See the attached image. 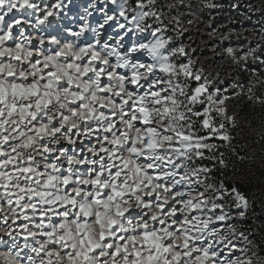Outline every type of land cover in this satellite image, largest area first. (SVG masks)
<instances>
[{"label":"snow or ice","instance_id":"snow-or-ice-1","mask_svg":"<svg viewBox=\"0 0 264 264\" xmlns=\"http://www.w3.org/2000/svg\"><path fill=\"white\" fill-rule=\"evenodd\" d=\"M108 3L63 40L41 27L63 0H0V264H264L236 226L252 202L225 179L247 160L228 102L264 106V67L245 63L264 66V42L225 49L251 78L220 87L176 45L192 3ZM14 10L42 34L5 24Z\"/></svg>","mask_w":264,"mask_h":264},{"label":"rangeland","instance_id":"rangeland-1","mask_svg":"<svg viewBox=\"0 0 264 264\" xmlns=\"http://www.w3.org/2000/svg\"><path fill=\"white\" fill-rule=\"evenodd\" d=\"M35 2L44 7L45 4L55 3V0H35ZM63 2L65 6L58 10L59 15L49 17L51 24L41 26L46 30L43 34L57 35L66 40L70 38V34L65 30L69 28L73 31L78 30L84 22L81 17L95 27L103 22L104 16V12L97 9L103 7L108 14H112L115 10V6L108 3V0H63ZM164 2L175 3L176 0H164ZM187 2L192 3L193 6L181 9L179 30L183 35L177 39L176 45L183 44L192 58L197 61V67L203 68L210 79L216 77L217 80H223L224 83L220 87H228L229 82L237 78L236 70L240 66L226 55L225 49L231 46L238 55H243V51L255 47L256 42H264V14L259 10L264 9V0H187ZM205 4H214L216 7L205 8ZM85 8H88L87 13L84 11ZM176 15L177 12L172 11L166 17L165 23ZM22 17L31 20V24H22L27 35L42 34L35 28L34 16L15 10L6 17L5 24L11 23L14 18ZM104 31L105 39L110 35L114 38L117 35L115 24L106 25L103 33ZM167 35L176 36L174 25L170 26ZM224 36H228L229 39L222 42L221 38ZM192 49H195V52H192ZM257 54L264 57V51L258 49ZM245 63L248 68L253 64L251 61ZM191 86L195 87V82H192ZM228 107L229 112L237 116L238 132H234V135L242 142L247 160L237 165V170L230 173L226 180L245 182L250 190L248 199L252 202L246 218L237 221L236 226L252 233L250 238L254 243L264 242V142L260 137L261 131L256 119L264 106L248 101L244 97H237L236 102H228ZM2 228L0 222V230ZM261 247L264 248V243H261ZM261 255H264V251Z\"/></svg>","mask_w":264,"mask_h":264},{"label":"trees","instance_id":"trees-1","mask_svg":"<svg viewBox=\"0 0 264 264\" xmlns=\"http://www.w3.org/2000/svg\"><path fill=\"white\" fill-rule=\"evenodd\" d=\"M252 68H256L258 71L261 69L260 66L258 65V63H253V64L249 65V69H252ZM236 73H237V77H239V79L242 82H244L245 86H247V82L251 78V72L250 71H242L241 68L239 67L236 70ZM259 75L264 76V71H259ZM261 91H264V85H262L259 89L256 90L257 95H259L261 93ZM256 119L258 121L257 125H258V127H259V129L261 131L260 132L261 133L260 137H261L262 141L264 142V138H262V136H264V108L261 111H259V113L257 114V118ZM236 140H237V138H236ZM242 145L243 144L241 142L240 147L244 149V147ZM232 172L233 171H229L227 173V175L225 176V179ZM227 181L230 182V183H234L237 186L239 191L243 192L247 197L249 196L250 190H249V188H248V186H247V184L245 182H243L241 180L240 181H236L235 180L234 182L229 181V180H227Z\"/></svg>","mask_w":264,"mask_h":264},{"label":"bare ground","instance_id":"bare-ground-1","mask_svg":"<svg viewBox=\"0 0 264 264\" xmlns=\"http://www.w3.org/2000/svg\"><path fill=\"white\" fill-rule=\"evenodd\" d=\"M52 19H53V18H52ZM50 21H51V20H50ZM106 30H107V29H106ZM106 30H105V31H106ZM105 31H104V33H103V34H104V36H105V33H106ZM104 36H103V37H104ZM104 39H105V38H104Z\"/></svg>","mask_w":264,"mask_h":264}]
</instances>
